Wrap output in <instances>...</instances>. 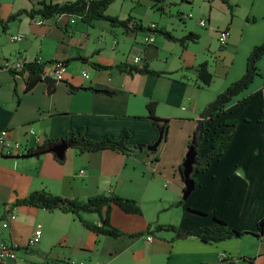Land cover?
Instances as JSON below:
<instances>
[{
  "label": "crops",
  "instance_id": "crops-1",
  "mask_svg": "<svg viewBox=\"0 0 264 264\" xmlns=\"http://www.w3.org/2000/svg\"><path fill=\"white\" fill-rule=\"evenodd\" d=\"M40 1L0 0V61L61 60L66 64L65 79L51 85L45 76L27 89L28 71L18 74L1 68L0 132L7 129L11 141L30 146L29 153L71 131L94 140H118L128 132L127 144L149 145L161 136L149 116L150 102L156 103L158 117L168 119V128L157 150L147 154L80 152L70 145L63 159L52 151L31 157L0 154V243L17 250V260L3 264H264V234L217 242L186 235L197 226L215 225L214 215L233 228L258 231L264 217V55L258 61L260 74L249 87L226 105L222 115L206 120L208 131L198 152L208 154L213 139L233 129L230 144L205 171L194 174V190L179 208L174 205L185 189L178 167L202 110L245 73L249 54L264 40V0H116L107 13L122 20L133 17L128 28L105 19L71 23L66 15L38 24L39 15L26 13L3 25L10 15L37 8ZM202 18L207 26L200 24ZM134 21L144 27L155 22L177 38L189 32L199 38L183 46L158 31L134 30ZM221 30L229 32L225 46L219 43ZM18 33L23 39L11 41L10 35ZM152 33L155 42H147ZM135 56L141 57L138 65L147 62L163 73L130 74L117 68L120 63L133 64ZM202 62L217 79L214 92L205 90L212 83L206 86L199 77ZM225 120L237 122L233 128L223 125ZM41 189L79 199L114 192L137 200L142 213L114 206L111 223L125 233L116 238L93 232L74 213L14 206L17 199ZM172 209H177L175 219L169 216ZM83 216L100 219L97 213ZM158 223L179 229L145 233ZM39 224L41 240L31 247L29 240ZM138 232L143 234L128 235ZM78 251L85 257L77 258ZM94 254L105 263L95 262Z\"/></svg>",
  "mask_w": 264,
  "mask_h": 264
},
{
  "label": "trees",
  "instance_id": "trees-1",
  "mask_svg": "<svg viewBox=\"0 0 264 264\" xmlns=\"http://www.w3.org/2000/svg\"><path fill=\"white\" fill-rule=\"evenodd\" d=\"M116 0H69L62 3H55L51 0H41L37 8H32L30 10H24L15 14L10 15L3 21V25L6 26L10 21L16 19L23 13H26L30 17H35V15H41L43 18L49 19L54 16L61 14H70L74 16L83 15L80 20L86 22H92L95 19H105L110 21L113 25H121L125 28L129 27V23L133 21V17H128L127 19H120L118 16H113L107 13L108 7ZM134 30H152L149 25L144 27L141 21L133 22ZM159 33L165 35L169 39L179 40L183 46H186L187 41H195L199 38V35L194 32H189L182 38L175 37L170 31L164 29H155ZM264 55V40L255 45L251 53L248 56L247 68L245 73L237 80L233 81L225 90L218 93L216 97L210 101L201 112L200 125L195 130L192 139L188 145V151L190 146L194 144L197 151L196 164L194 165V172L192 176L197 183V178L194 176L195 173L205 171L211 161L215 158L221 156L227 146L230 144L233 136L234 130L227 132L219 133L212 142L211 150L208 154L200 156L198 152L199 144L204 138L205 133L208 131V128L205 126L207 119H213L219 117L225 111L226 105L239 93L247 89L249 85L253 82L255 77L260 74L258 61ZM57 61V60H54ZM50 61V62H54ZM48 62V63H50ZM98 67H107L101 64L95 63ZM117 68L123 72L130 74L141 73V74H153L159 75L163 71L156 70L150 66L149 63L144 62L141 65L138 64H129V63H120L117 65ZM199 77L202 80L204 85H210L213 81L214 74L208 69L207 62H202L199 66ZM29 72V77L27 80V89L33 87V85L43 77L44 75V64L38 62V59L29 61L26 63L24 69L19 72L12 73H23ZM149 116L156 122L161 131V141L165 138L166 130L168 128V119H162L156 115V103L150 102L148 104ZM163 120V124L160 121ZM236 120H225L223 125L233 127L236 125ZM128 138V132H125L121 139H113L111 137H106L101 140H94L86 137L82 132L71 131L64 138L56 140H47L41 146H38L34 153H44L49 150L51 146L62 141H66L70 146L75 147L80 152L85 151H100L103 149H113L120 150L122 152L131 154V153H140L147 154L151 152L148 149V144L139 143L135 145H130L126 143ZM187 151V152H188ZM186 158V156H185ZM179 165L178 170L181 174V171L184 169V161ZM184 203V199L181 198L174 205L179 206ZM29 205L38 208H45L47 210H61L63 212L74 213L80 221L87 228L92 230L97 234L110 235L113 237H120L124 235V231L120 228L114 226L111 223V212L114 206H118L129 213L140 214L142 213L141 205L137 200L129 197H124L117 193H99L92 196H89L87 199H79L73 197H64L62 195L54 194L51 191L41 189L34 190L30 192L26 197L19 198L14 203L16 205ZM191 211L198 213L200 215H208L207 211L190 208ZM83 213H97L99 215V222L90 221L84 218ZM214 220L216 221L215 225H203L197 226L186 231L187 236H195L203 241H221L232 237H242L243 235L250 233L255 236L261 237L264 234V223L258 224V231L252 232L247 230H240L233 228L229 223L222 219L221 217L214 215ZM179 228L173 224H155L154 226H149L145 233H152L156 230H172L177 231ZM143 232L128 234L130 236L141 235ZM19 249V248H17Z\"/></svg>",
  "mask_w": 264,
  "mask_h": 264
},
{
  "label": "built area",
  "instance_id": "built-area-1",
  "mask_svg": "<svg viewBox=\"0 0 264 264\" xmlns=\"http://www.w3.org/2000/svg\"><path fill=\"white\" fill-rule=\"evenodd\" d=\"M61 15L68 16V19L71 23H75L83 17L82 14L78 16H74L70 14H61ZM61 15H58V16H61ZM188 16L191 17L193 16V14L189 13ZM46 20H47L46 18H43L41 15H39L37 20H35V22L38 24H45ZM200 24L202 26L208 25L207 20L204 18L200 20ZM149 27L152 30L158 29V25L155 22L150 23ZM228 36H229V32L227 30L220 31L219 43L221 44V46H225L227 44ZM22 39H23V35L21 33L10 35L11 41H19ZM146 41L155 42V34L152 33L148 37H146ZM38 62L43 64L39 59H38ZM133 62L135 64H139L141 62V57L135 56L133 58ZM26 63L27 61H25L24 59H15L13 61L3 60V61H0V70L1 68H4L11 72H19L20 70L25 68ZM65 65H66L65 62L61 60H57V61L50 62V63L48 62L44 63V75L54 77L56 80H64L65 71H66ZM83 76L86 78H89L90 75L88 72H83ZM31 133L36 135L34 130H32ZM8 134H9V131L7 129H4L0 132V154H5V155L15 157V156H19L25 153H29L31 149L29 145L25 146V144L17 140L11 141L8 137ZM38 139L39 137H37V140ZM11 217L14 218L15 216L12 214ZM41 237H42V226L39 224L36 230L34 231L33 236L29 240V246L31 247L35 246L41 240ZM148 239L151 240L152 236L149 235ZM8 259L17 260V250L13 245L6 243V242H1L0 243V264L5 263L6 260ZM18 264H21V263H18ZM68 264H87V263L85 261H70L68 262Z\"/></svg>",
  "mask_w": 264,
  "mask_h": 264
},
{
  "label": "water",
  "instance_id": "water-1",
  "mask_svg": "<svg viewBox=\"0 0 264 264\" xmlns=\"http://www.w3.org/2000/svg\"><path fill=\"white\" fill-rule=\"evenodd\" d=\"M45 80L48 81L51 85H53L54 81L56 80L54 77H45ZM161 142V136L159 140H157L154 144H149L148 149L151 151L157 150L159 144ZM69 144L66 141H62L60 143H56L53 146L49 148L48 151H52L57 154V156L60 159H63L65 157V152L68 149ZM35 154H40L38 153H25L19 156L15 157H31ZM196 156H197V151L196 147L193 145L190 146L189 151L186 153V158L184 161V169L181 171L183 181L185 183V189L183 190V199L187 200L191 192L194 190L196 182L192 176V173L194 172V165L196 164ZM14 157V156H12ZM264 223V217L260 220V224Z\"/></svg>",
  "mask_w": 264,
  "mask_h": 264
},
{
  "label": "rangeland",
  "instance_id": "rangeland-1",
  "mask_svg": "<svg viewBox=\"0 0 264 264\" xmlns=\"http://www.w3.org/2000/svg\"><path fill=\"white\" fill-rule=\"evenodd\" d=\"M118 1H120V2H122L121 0H118ZM207 2V1H206ZM239 79V78H238ZM217 79H216V77H215V79L213 80V82H212V84L208 87V88H210V89H208V88H205V90H207V91H210V92H212L213 90H215V86L217 85V83H215V81H216ZM219 80V79H218ZM214 92V91H213ZM216 97V96H215ZM214 97V98H215ZM176 208H179L178 206H176ZM175 210H177V209H172V211H171V213H170V215L169 216H171L172 218L171 219H175V215H176V211ZM76 257L77 258H81V257H85V254L83 253V252H81V251H78V252H76ZM92 257L94 258V261L96 262V261H98V262H103V263H105V259H104V257H102V256H96L95 257V254L94 255H92ZM91 257V259H93ZM76 260H80V259H76ZM97 262V263H98Z\"/></svg>",
  "mask_w": 264,
  "mask_h": 264
}]
</instances>
